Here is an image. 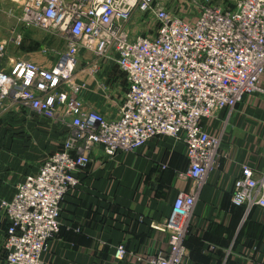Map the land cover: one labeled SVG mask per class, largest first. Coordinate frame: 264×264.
I'll return each instance as SVG.
<instances>
[{
  "label": "built area",
  "instance_id": "2783aa9c",
  "mask_svg": "<svg viewBox=\"0 0 264 264\" xmlns=\"http://www.w3.org/2000/svg\"><path fill=\"white\" fill-rule=\"evenodd\" d=\"M174 1L176 12L169 6ZM184 5L186 17L179 15ZM17 21L54 34L65 46L42 48L52 59L49 67L22 57L0 66V110L18 105L67 131L38 171L25 176L10 200L0 201L8 220L6 264H50L42 254L60 233V203L95 149L113 158L162 135L184 143L188 165L178 178L193 185L179 191L157 226L168 235V249L147 261L182 264L198 190L218 164L220 138L207 133L202 121L264 92V0H23ZM13 39L20 43L22 34L14 32ZM5 48L0 42V59ZM81 51L92 56L83 68ZM107 67L126 82L113 117L87 105L78 82L81 73L94 76ZM230 203L264 209V170L243 165ZM125 253L121 243L114 257Z\"/></svg>",
  "mask_w": 264,
  "mask_h": 264
},
{
  "label": "crops",
  "instance_id": "0c3cea01",
  "mask_svg": "<svg viewBox=\"0 0 264 264\" xmlns=\"http://www.w3.org/2000/svg\"><path fill=\"white\" fill-rule=\"evenodd\" d=\"M169 6L178 9L175 1ZM12 19L0 23V39L6 46L7 34L10 40L14 32L29 37L37 30L25 29L23 34L17 15L14 23ZM5 54L17 57L6 48ZM31 60L47 67L52 64L51 57L41 53H32ZM112 70L103 68L91 75L93 79L80 76L85 103L111 117L117 111L112 108L115 102L97 81L105 82L106 90L118 89L119 72ZM260 81L264 89V73ZM202 127L220 138L218 164L198 190L189 221V252L182 264H264V209L247 211L245 206L230 203L243 165L256 173L264 170V92L246 95L232 110L223 109L204 119ZM52 129L60 135L64 132L57 126ZM5 135L0 130V146L4 147L0 148V201L10 200L17 185L41 165L28 167L27 149L20 152L16 141L11 139L8 144ZM187 165L184 143L165 135L149 139L135 151H120L113 158L95 149L90 163L77 174V186L60 203V233L49 241L43 260L50 264H148L150 255L168 249V235L157 226L170 214L179 191L192 189L191 181L177 175ZM7 227L0 209V264H6ZM121 243L126 253L116 259L114 251Z\"/></svg>",
  "mask_w": 264,
  "mask_h": 264
},
{
  "label": "rangeland",
  "instance_id": "374dc122",
  "mask_svg": "<svg viewBox=\"0 0 264 264\" xmlns=\"http://www.w3.org/2000/svg\"><path fill=\"white\" fill-rule=\"evenodd\" d=\"M22 1L23 0H0V23H3V21L8 17H13L14 19L12 20L14 23L16 15L18 17L20 13V4ZM220 1H223L226 4L231 2V0H214V3ZM183 8H185V12L179 11V15L186 17L184 15H187L188 8L186 5H184ZM13 9L15 10L13 11ZM181 10L183 9L181 8ZM21 30L24 34L25 29L22 27ZM31 33H33V35H30L29 37H22L20 43H15L14 39L9 40L7 34V53L12 57L17 55V57L32 59V53H41L44 56V53L42 52V48L44 46H53L58 49H63L65 46L61 38H53L54 34L48 33L44 30L37 29ZM2 41L4 40L0 39V42ZM27 52L29 54H27ZM79 58L81 59L79 66L80 68H83L84 63L90 61L92 56L90 58L86 53L81 51ZM9 59L10 58H8L5 54L3 57H1L0 62L4 65L7 63V61H9ZM118 74L119 75H116V77L119 76L117 78L119 86L118 89L110 87L109 90H105L109 98L112 95L111 98L115 102L114 107H112L114 108V112L117 110L123 97L120 96L119 93H124L126 88V82L123 78V75L120 72ZM80 75L88 76L89 78L93 79L90 73L87 72L81 73ZM78 82L82 84V90H84L85 84L81 82L80 77L78 78ZM102 94L103 93H101V95ZM32 120L36 121V125H34V122L31 123ZM31 125L32 128L30 127ZM54 126L61 128V132L64 130L63 134L60 135L56 133L55 130L52 129ZM0 130L6 133L5 136L8 138V144H10L11 139H13V141H16L17 146H19L20 152H23L25 148L27 149V153L30 156V159L28 160V167H32L34 165L39 166L42 164L43 161L56 150L59 144L61 145L67 128L59 124L57 121L42 119L38 116L30 114L28 110L23 109L18 105H9L3 106V108L0 110ZM57 130L59 131V129ZM17 139H20L19 141L24 143L25 147L22 146L23 144L20 146ZM0 148L3 149L4 147L0 146ZM208 176L209 174L205 177L204 182L207 180Z\"/></svg>",
  "mask_w": 264,
  "mask_h": 264
},
{
  "label": "trees",
  "instance_id": "16d2710c",
  "mask_svg": "<svg viewBox=\"0 0 264 264\" xmlns=\"http://www.w3.org/2000/svg\"><path fill=\"white\" fill-rule=\"evenodd\" d=\"M233 206V205H232ZM233 207H236V206H233ZM188 238V237H187ZM187 238H186V241H185V244H186V242H187Z\"/></svg>",
  "mask_w": 264,
  "mask_h": 264
}]
</instances>
